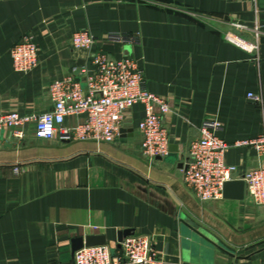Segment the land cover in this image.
<instances>
[{"label": "crops", "instance_id": "1", "mask_svg": "<svg viewBox=\"0 0 264 264\" xmlns=\"http://www.w3.org/2000/svg\"><path fill=\"white\" fill-rule=\"evenodd\" d=\"M82 30L95 39L93 53L134 59L147 90L169 104L163 126L178 160L142 154L140 105L124 114V134L111 143L5 132L0 264H70L72 239L102 235L115 249L124 230L152 238L156 264H264V207L246 195L200 202L179 167L207 119L221 124L229 145L264 133V110L248 99L264 102V0H0V115L51 110L48 85L89 66L86 52L71 45ZM110 34L137 42H109ZM227 34L256 49L243 50ZM24 38L38 48L28 74L15 72L10 57ZM225 160L237 169L234 180L264 167L250 147H231Z\"/></svg>", "mask_w": 264, "mask_h": 264}, {"label": "built area", "instance_id": "2", "mask_svg": "<svg viewBox=\"0 0 264 264\" xmlns=\"http://www.w3.org/2000/svg\"><path fill=\"white\" fill-rule=\"evenodd\" d=\"M227 40L243 50L252 52L255 45L248 44L231 34ZM107 41L133 45L137 39L123 34H110ZM94 37L82 30L73 34L72 48L86 52L89 66L74 68L71 74L52 81L47 87L52 104L43 114L21 115L17 112L0 115V147L3 134L8 132L16 140H22L27 128L35 138L48 140L57 137L62 142L111 143L119 135L124 114L136 105L144 109L138 124L140 148L149 160L164 159L169 155L168 132L163 120L171 111L162 98L150 93L138 63L128 57L114 59L101 52H92ZM13 70L28 74L39 63L38 48L31 38H24L10 50ZM78 80V81H77ZM249 100L261 105L259 95H249ZM75 122L67 127V120ZM199 137L188 147L182 163L183 181L200 202H216L223 199V188L234 181L236 167L226 163L231 147H250L258 156H264V133L254 140L227 144L219 137L221 124L214 119L203 121L198 129ZM245 195L255 206L264 207V167L248 171L242 178ZM158 256L152 238L143 235L126 237L119 248L109 245L83 247L76 251L70 264H156Z\"/></svg>", "mask_w": 264, "mask_h": 264}, {"label": "water", "instance_id": "3", "mask_svg": "<svg viewBox=\"0 0 264 264\" xmlns=\"http://www.w3.org/2000/svg\"><path fill=\"white\" fill-rule=\"evenodd\" d=\"M78 81V80H77ZM124 130H120L119 134H124ZM178 160V147L176 145H170L169 155L164 158V161L169 164H174ZM182 168V164L179 166ZM245 198V184L243 180H234L227 182L223 188V199L229 201H243ZM200 234V233H199ZM132 235L130 230H124L118 233L117 248L120 247V243L126 238ZM107 245L106 239L102 235H90L80 238H74L71 240V255L83 247H95Z\"/></svg>", "mask_w": 264, "mask_h": 264}, {"label": "rangeland", "instance_id": "4", "mask_svg": "<svg viewBox=\"0 0 264 264\" xmlns=\"http://www.w3.org/2000/svg\"><path fill=\"white\" fill-rule=\"evenodd\" d=\"M254 51H252V53H253ZM239 242H241V241H239ZM228 243H229V241H228ZM230 244V243H229ZM231 246H233L232 244H230ZM237 248V247H236Z\"/></svg>", "mask_w": 264, "mask_h": 264}]
</instances>
